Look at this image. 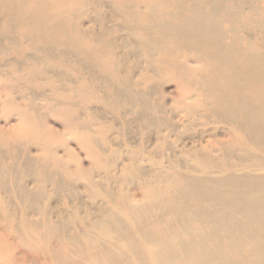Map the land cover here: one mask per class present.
Masks as SVG:
<instances>
[{
	"label": "bare ground",
	"instance_id": "1",
	"mask_svg": "<svg viewBox=\"0 0 264 264\" xmlns=\"http://www.w3.org/2000/svg\"><path fill=\"white\" fill-rule=\"evenodd\" d=\"M104 9L134 38L127 47L183 87L181 97L197 95L231 125V148L212 163L216 172L165 174L146 198L122 201L95 221L72 227L47 214L40 223L5 214L0 264H264V0H0L3 74L32 77L62 109L76 96L98 101L85 92L95 74L119 82L116 53L82 19ZM62 70L75 77L63 79ZM24 128L62 164L28 116ZM82 170L78 163L74 175L46 172V184L67 190L74 178L90 179ZM0 175L8 178L2 168Z\"/></svg>",
	"mask_w": 264,
	"mask_h": 264
},
{
	"label": "rangeland",
	"instance_id": "2",
	"mask_svg": "<svg viewBox=\"0 0 264 264\" xmlns=\"http://www.w3.org/2000/svg\"><path fill=\"white\" fill-rule=\"evenodd\" d=\"M94 11L81 25L88 33H106L119 75V82L93 75L95 85L85 94L98 101L85 104L76 96L62 109L50 90L34 87L32 77L20 81L4 75L0 55V168L8 174L0 175V182L8 184L0 190V228L5 214L36 223L47 214L55 225L72 227L87 216L95 221L122 201L146 198L165 174L200 177L203 166L216 172L212 163L222 149L231 148V125L197 104V95L181 97L183 87L171 74L154 69L147 57L127 47L135 40L121 29L118 16L109 9ZM55 70L49 77L56 78L60 69ZM60 76L75 77L65 70ZM27 116L49 139L61 165L54 166L46 144L39 146L30 137L24 128ZM78 163L89 180L74 178L67 190L46 184V172L67 168L74 175ZM16 194L21 199L13 198Z\"/></svg>",
	"mask_w": 264,
	"mask_h": 264
}]
</instances>
